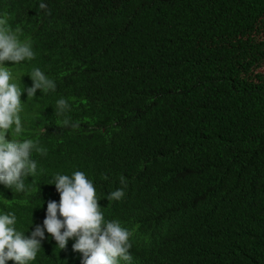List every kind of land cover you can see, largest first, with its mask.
Wrapping results in <instances>:
<instances>
[{"label":"trees","instance_id":"1","mask_svg":"<svg viewBox=\"0 0 264 264\" xmlns=\"http://www.w3.org/2000/svg\"><path fill=\"white\" fill-rule=\"evenodd\" d=\"M0 18L36 54L4 62L12 82L39 67L56 83L22 91L23 131L6 133L47 149L25 192L0 183L18 231L42 227L54 175L79 170L132 233L120 264H264V0H0ZM43 240L29 264H83L74 237Z\"/></svg>","mask_w":264,"mask_h":264},{"label":"clouds","instance_id":"2","mask_svg":"<svg viewBox=\"0 0 264 264\" xmlns=\"http://www.w3.org/2000/svg\"><path fill=\"white\" fill-rule=\"evenodd\" d=\"M38 7L48 10L43 2ZM19 32V29L13 31L6 19L0 18V183L15 189L16 193L25 192V178L37 174L38 164L33 159V152L47 155V149L41 147L38 140L6 138L10 130L16 137L23 131L21 93L26 91L27 98L33 99L37 90L46 94L56 89L55 81L39 67H33L29 74L31 87L21 89L12 82V73L4 62L11 61L15 65L31 61L36 55L30 41L21 42ZM69 110L70 105L65 98L56 101L55 115H63ZM62 124L69 126L70 121L64 119ZM77 126L71 124V127ZM123 183L124 177H121ZM49 184H55L59 202L47 203L43 226H36L30 236L26 237L24 232L17 230L14 213L0 214V264H6L8 260L15 264L34 261L46 243L52 245L43 240L45 231L56 241L59 249H64L68 239L74 237L72 249L82 254L83 264H120L121 261L132 260L129 239L132 233L122 227L119 220L105 219L94 183L84 172L57 173ZM124 194L123 189H116L108 194V199L119 201Z\"/></svg>","mask_w":264,"mask_h":264},{"label":"rangeland","instance_id":"3","mask_svg":"<svg viewBox=\"0 0 264 264\" xmlns=\"http://www.w3.org/2000/svg\"><path fill=\"white\" fill-rule=\"evenodd\" d=\"M258 70H259V71H263V72H264V66H263V67H261V68H259Z\"/></svg>","mask_w":264,"mask_h":264}]
</instances>
